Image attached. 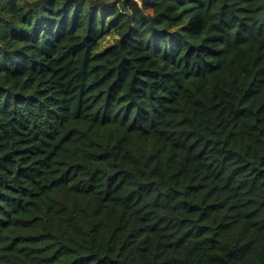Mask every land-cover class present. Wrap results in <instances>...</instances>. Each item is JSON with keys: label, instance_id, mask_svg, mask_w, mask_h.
Returning a JSON list of instances; mask_svg holds the SVG:
<instances>
[{"label": "trees", "instance_id": "obj_1", "mask_svg": "<svg viewBox=\"0 0 264 264\" xmlns=\"http://www.w3.org/2000/svg\"><path fill=\"white\" fill-rule=\"evenodd\" d=\"M0 264H264V0H1Z\"/></svg>", "mask_w": 264, "mask_h": 264}, {"label": "water", "instance_id": "obj_2", "mask_svg": "<svg viewBox=\"0 0 264 264\" xmlns=\"http://www.w3.org/2000/svg\"><path fill=\"white\" fill-rule=\"evenodd\" d=\"M135 1H137L138 3H141L143 0H135Z\"/></svg>", "mask_w": 264, "mask_h": 264}, {"label": "built area", "instance_id": "obj_3", "mask_svg": "<svg viewBox=\"0 0 264 264\" xmlns=\"http://www.w3.org/2000/svg\"><path fill=\"white\" fill-rule=\"evenodd\" d=\"M1 1V0H0Z\"/></svg>", "mask_w": 264, "mask_h": 264}]
</instances>
